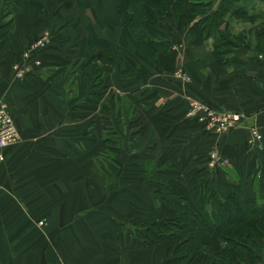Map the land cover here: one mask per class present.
Wrapping results in <instances>:
<instances>
[{
  "label": "crops",
  "instance_id": "crops-1",
  "mask_svg": "<svg viewBox=\"0 0 264 264\" xmlns=\"http://www.w3.org/2000/svg\"><path fill=\"white\" fill-rule=\"evenodd\" d=\"M250 1L236 3L257 7L252 31L258 41L264 0ZM124 2L28 0L25 9L0 0V101L20 131L16 144L0 150V264L175 263L169 239L139 247L125 231L132 228L122 210L99 207L102 194L93 195L90 185H101L91 168L104 150L114 154V174L121 175L115 179L129 187L130 209H138L143 185L153 203L173 193L170 187L181 197L187 190L196 203L201 189L208 200L232 193L238 205L264 196V48L227 36L233 49L223 63L195 23L150 62L123 27ZM43 30L50 34L47 48L16 75L22 53ZM101 46L114 61L109 67L98 60L95 74L89 62ZM106 88L124 92L135 111L126 126L115 119L111 134L100 112ZM191 98L236 115L231 132L217 134L191 119ZM136 126L135 144L128 128ZM154 211L151 204V216Z\"/></svg>",
  "mask_w": 264,
  "mask_h": 264
},
{
  "label": "rangeland",
  "instance_id": "rangeland-1",
  "mask_svg": "<svg viewBox=\"0 0 264 264\" xmlns=\"http://www.w3.org/2000/svg\"><path fill=\"white\" fill-rule=\"evenodd\" d=\"M121 1L124 2L125 0H121ZM186 2H188V4L183 10L173 11V12L168 10L166 12H163V14L157 18V20L161 24L160 28L158 29V32L155 33L150 31L149 33H147V35L149 36L143 35V38H145L146 40V38L148 39L149 37L154 41V43L158 42L157 45L160 49L166 48L165 50H167L169 49L170 45H174L176 39L179 36L181 37L184 33L189 34L188 32L191 31L192 26L196 23L199 32H201L204 35L203 37L206 45L209 46V48H211V50L214 51V54L216 55L215 59L218 61H222L223 63L227 64L230 60L229 58L231 57V52L229 51L233 49V46L231 45V43H229L226 40L227 36L229 37L234 35L237 38V40H241V37L246 39L250 38L251 40L250 43L256 51L257 49L259 51L263 50L264 37L263 38L261 37L258 41H256L254 37L255 35L254 31H252L254 29L253 26L258 20L257 7L256 8L251 6L249 8L242 7L244 11L240 9L237 10L235 8V4H232L233 2H231V0H186ZM250 2L254 3L253 0H251ZM259 10L260 12L264 13L263 10L261 9ZM213 18L215 19L218 18V20L212 23L213 22L212 20H214ZM220 21H223L224 24L222 25V27L218 28V23ZM205 32L209 33V35H205ZM41 35H50V34L47 32V30H43ZM41 35H37V36L40 37ZM38 37H34L33 40L36 41ZM31 45L29 44V46H27V49ZM142 48H144L145 51L148 52L149 54L154 53L153 47L149 49V48H145V46L143 45ZM98 51L99 54L96 57L93 58L91 57L89 62V64L92 65V69L95 71V74L97 72L96 71L97 67L100 66L99 64L96 63L98 60L100 63L103 62V64H106V66L109 67L113 65L112 62L114 61L111 52L110 53L106 52L103 49H101V47L98 48ZM105 92H106V100L108 102V100L111 99L112 96H114L115 91L113 89L108 90L106 88ZM122 94L117 93L119 99L113 102L114 106L111 105L109 107V110L107 109L108 113L110 112L112 113L111 116L112 118H110L111 119L110 127H108L109 125L107 126L109 130L108 129L105 130V133L111 134L113 132L114 129L113 122L115 119L123 126H126V124L128 123V118L133 119L132 115L135 114V111L131 106V104H129L127 98L125 97L126 95L124 96ZM213 108L216 109V107ZM216 110L222 111L223 109L222 110L216 109ZM235 124L236 121L233 123L232 126H229L228 129L223 132H218L217 130L212 128L209 129L217 132V134L224 133L225 135H227L228 133L231 132V129L233 126H235ZM139 129L140 126H136L135 128L134 127L128 128L130 142L134 141L135 144L139 142V134H138ZM113 158H114L113 153L109 152V150H104L101 152L100 158H98L96 161L93 160L91 173H93L95 176H97V178H99V182L101 186H98L96 184L90 186H91V192H94L93 195L96 196L95 192L97 193V195L98 193L102 194L100 197L96 196L98 198L97 203L99 207L100 208L105 207L106 209H111V211H115V212L116 211L119 212L122 210L120 214L122 213L123 217H125L123 223H125V225L127 226L129 225L132 228L131 232H127L126 229L125 231L130 237L134 238V240L137 241L139 247H145L146 244H149L152 241L155 242L162 237H166L167 239H169L170 240L168 241L169 252L167 254H169V256L174 258L176 261L175 263H172L170 261L168 264H219L218 258L216 257L217 254L216 253L212 254L208 252L207 249H201L199 251L200 255L197 256L196 258L194 257L192 258L190 255L187 257L181 256V255H185V253L183 252L186 251L185 250L186 247H183L182 249L179 246L177 253H176L177 249L175 248L178 245V241H179V239L177 238L179 237L182 239L188 237L191 233L188 231V229L197 228L198 227L197 223L199 222L200 218L206 217V219H211V218L213 219L215 218L216 215V218H218L219 220H223V217H218V216H220V214H223L224 207L222 204H224V200L226 199V197H221L220 194L218 193V195L214 196L215 198L208 200L206 197H203L205 192L201 189V198L196 203V202H192V199H188L186 197V196L189 197L187 190L186 192H184L186 193L184 194L186 196L181 197L182 195L178 194L175 188L173 189L170 187L169 192L172 191L173 193H170L169 195H163V193H161L163 197L161 196L157 197V200L153 203L148 198L149 196L146 191L148 190V188L145 187L144 185L143 186L137 185L138 209L136 208L130 209V205H128V203H126L125 201L126 198H129V196L131 195L129 194L130 192L129 193L127 192L129 187L125 186L124 182H122L121 180H116L117 178H120L119 176L121 175L114 174V172L119 169L115 168L117 166V163L113 160ZM209 159L212 160L211 156ZM154 167L155 166L153 165L151 168L150 166L148 168L152 170L154 169ZM167 171H170V169ZM93 174H90L91 177H93ZM173 178L174 180L177 181L176 177ZM101 179L103 180V182ZM152 187L156 189L157 188L162 189V187L165 188L164 185L161 186L156 185ZM213 187L216 188V185L214 184ZM171 196L174 197L169 199ZM182 198L184 199L182 200ZM259 198L260 197H258V199ZM119 200H121L122 202ZM151 204L153 205V208L155 210L154 212H152L153 216H151L150 214L151 212H149L151 208ZM117 205L120 206L118 207ZM203 205L206 207V210L208 209L210 211V214H208V216L207 215L205 216L204 212L202 211ZM159 211L165 213L163 215H159L158 213ZM171 212H173V214H171ZM218 241L221 246L222 244H224V242H222L220 239H218ZM197 242L199 241L196 240L190 243V245L194 243L193 244L194 246L190 250H194V248H196L199 245V243ZM262 250L264 254V248ZM177 254H179L181 258ZM225 256L226 258H228L229 256L228 253H225ZM177 261L179 263H177ZM213 261L215 262L213 263Z\"/></svg>",
  "mask_w": 264,
  "mask_h": 264
},
{
  "label": "trees",
  "instance_id": "trees-1",
  "mask_svg": "<svg viewBox=\"0 0 264 264\" xmlns=\"http://www.w3.org/2000/svg\"><path fill=\"white\" fill-rule=\"evenodd\" d=\"M23 3L22 6L28 9V0H16ZM239 0H231L232 4H235V8L243 10L240 4L236 3ZM188 2L186 0H125L124 2V13H123V27L128 31V34L132 37L136 47V51L146 57L148 61L155 60L158 54L165 51L164 48H159L157 43L148 37L143 38V35H147L150 31L158 32L161 24L157 18L168 10L180 11L183 10ZM28 7V8H27ZM26 11V10H25ZM244 11V10H243ZM219 17V16H218ZM216 22L218 20L213 18ZM205 35L209 33L205 32ZM145 48L153 47L154 53L149 54L145 51ZM103 49L105 50V47ZM110 53V52H109ZM99 54V53H98ZM116 93V92H115ZM112 96L111 99L100 104L101 118L104 122L105 130L107 126L110 127L112 113H108L109 107L113 105V102L119 99L117 93ZM114 106V105H113ZM112 108V107H111ZM108 109V110H107ZM109 130V129H108ZM223 205V214L218 217H223V220L218 218L206 219L200 218L197 223L198 227L194 229H188L190 235L186 238L179 239L178 245L175 249L178 252V247L182 249L186 247L185 255L196 258L200 255L201 249H207L210 253H216L219 264H264V198L253 197V199L244 204L238 205L232 193L225 195ZM202 211L204 215L208 216L210 211L203 205ZM203 214V213H202ZM218 215V214H217ZM159 226V225H158ZM155 226V227H158ZM181 239V240H180ZM218 239L224 244L220 245ZM199 241V245L192 249L193 241ZM189 242V243H187ZM188 246H187V245ZM186 245V246H185ZM180 248V249H181ZM183 251V250H182ZM225 253H228L226 258ZM179 257L180 255L177 254ZM181 258V257H180ZM215 261H213L214 263Z\"/></svg>",
  "mask_w": 264,
  "mask_h": 264
},
{
  "label": "built area",
  "instance_id": "built-area-1",
  "mask_svg": "<svg viewBox=\"0 0 264 264\" xmlns=\"http://www.w3.org/2000/svg\"><path fill=\"white\" fill-rule=\"evenodd\" d=\"M49 35H41L34 41V43L23 54V61L16 66V75L22 76L28 71L27 65L31 57L41 51L50 41ZM37 65L40 61L35 59ZM189 109L186 113L192 119H199L203 121L205 128L215 129L218 132H223L232 126L236 121V115L230 113V111L222 110L217 111L210 105H206L200 100L194 98L189 99ZM13 116L10 110L7 108V104L4 101H0V150L8 145H14L20 139L19 129L13 122ZM252 135H256L255 131H252ZM212 160L216 159L215 152L210 154ZM3 160L2 154H0V161ZM42 223V222H41Z\"/></svg>",
  "mask_w": 264,
  "mask_h": 264
}]
</instances>
